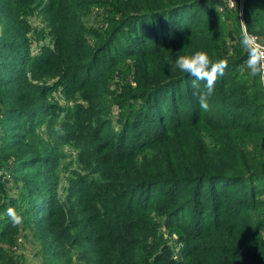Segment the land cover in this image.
<instances>
[{
  "label": "trees",
  "instance_id": "trees-1",
  "mask_svg": "<svg viewBox=\"0 0 264 264\" xmlns=\"http://www.w3.org/2000/svg\"><path fill=\"white\" fill-rule=\"evenodd\" d=\"M235 2L0 0V264H27L14 250L24 230L43 264H264V83L241 68L243 31L264 37V0ZM98 5L108 28L91 32ZM197 51L227 61L206 111V81L175 66ZM132 59L118 130L108 79Z\"/></svg>",
  "mask_w": 264,
  "mask_h": 264
},
{
  "label": "rangeland",
  "instance_id": "rangeland-1",
  "mask_svg": "<svg viewBox=\"0 0 264 264\" xmlns=\"http://www.w3.org/2000/svg\"><path fill=\"white\" fill-rule=\"evenodd\" d=\"M105 1L106 4H110L112 0H102ZM241 4V9L243 7V2ZM110 6H102L98 5L97 7H93V13H91L90 19L87 21V24L90 27V31L94 32V30L106 31L108 28V22L105 20V17L109 16L107 13L110 10ZM240 10V9H239ZM241 11V10H240ZM243 11V10H242ZM242 13V12H241ZM233 14H225V23L232 28L235 26L236 22L233 18ZM34 25L39 24V20H32ZM105 41L104 37L99 39L100 43ZM95 44L96 41H93ZM237 42V41H236ZM257 42L264 43V37H257ZM36 51V49H35ZM135 61L132 60H125L120 62L112 71L110 78L108 79V87H107V96L112 105V118L115 122V126L118 130L123 129V119H125L128 114L127 113V102L129 101L131 95L136 93L137 91V79L138 76L136 75V68H135ZM242 70L248 68L247 61L244 65L241 66ZM264 83V81H263ZM62 93L59 89L57 94ZM57 97V95H56ZM62 106H65L67 103L64 100L57 99ZM74 102H69L68 104L71 106ZM132 130V129H131ZM130 130V131H131ZM127 132L130 136L131 132ZM45 133V141L53 137L54 135L51 132V129L46 128L44 129ZM60 146H62V151L65 154H70L73 150L71 146L65 142L63 139L59 140ZM66 163H71L74 161L73 158H64ZM62 170V169H61ZM60 170V172H61ZM61 174V173H60ZM8 186L12 187L11 194L16 196L20 194L19 185L14 182L13 176H8ZM161 237L166 239L168 249L171 254H173L177 258L180 257V244L178 242V237L173 234L171 236L170 233L165 229H160ZM16 245L14 246L15 253L27 263V264H43V259L40 254V248L38 246L37 239L34 236L33 231L24 230L22 231L16 240ZM77 264H84L83 262H79Z\"/></svg>",
  "mask_w": 264,
  "mask_h": 264
},
{
  "label": "clouds",
  "instance_id": "clouds-1",
  "mask_svg": "<svg viewBox=\"0 0 264 264\" xmlns=\"http://www.w3.org/2000/svg\"><path fill=\"white\" fill-rule=\"evenodd\" d=\"M232 6L234 7L235 4L233 3ZM241 43L249 52L247 67L250 69V74L252 76L259 75L261 81H264V43L257 42V38L246 30L242 33ZM175 66L181 72L193 76L196 80L206 81V92H201L198 99L200 107L205 111L208 110V98L214 91L216 80L223 75L227 67V61L213 62L206 52L197 51L190 56H179L175 60ZM55 130L61 135L65 134L60 127ZM6 214L13 225L22 223L23 218L15 208L9 207Z\"/></svg>",
  "mask_w": 264,
  "mask_h": 264
},
{
  "label": "built area",
  "instance_id": "built-area-1",
  "mask_svg": "<svg viewBox=\"0 0 264 264\" xmlns=\"http://www.w3.org/2000/svg\"><path fill=\"white\" fill-rule=\"evenodd\" d=\"M242 1H243V0H241V4H242ZM233 3L236 4L235 0H227V4H228V6H229L230 8H233V6H232ZM234 7H235V6H234ZM254 37L257 38V36H254Z\"/></svg>",
  "mask_w": 264,
  "mask_h": 264
}]
</instances>
